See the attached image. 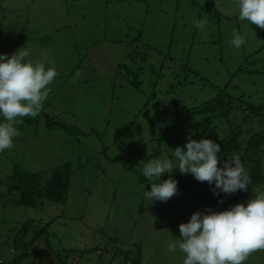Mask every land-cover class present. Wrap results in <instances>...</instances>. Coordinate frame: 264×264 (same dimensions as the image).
<instances>
[{"label": "rangeland", "instance_id": "374dc122", "mask_svg": "<svg viewBox=\"0 0 264 264\" xmlns=\"http://www.w3.org/2000/svg\"><path fill=\"white\" fill-rule=\"evenodd\" d=\"M214 9L227 17L239 14L238 7L228 0H0L1 13L21 11V14L0 16V54L11 56L26 46L33 61L45 54L55 63L61 61L63 64L57 67V82L68 76L71 65L60 57L62 51L57 42L64 37L61 31L73 38L74 32L86 49L96 38L99 49L91 51L92 61L110 64L112 60L107 57V50H112L108 42L112 35L117 39L121 37L120 41H129L142 30L143 42L157 50L165 49V44L170 42L173 58L182 62L188 60L189 64L192 60L207 82L204 86L192 75L166 95L159 94L156 102L165 105L175 98L182 106L184 103L189 107L209 99L216 93V84L221 86L224 79L234 77L240 64H246L251 70L244 78L262 79L254 89L257 95H264V73L259 70L264 66V53L259 52V47L264 46V30L249 26L240 31L231 24V30L225 31L228 29L226 19L220 29ZM196 20H204L205 26L197 28ZM83 21L86 26L81 31ZM231 21L233 23V19ZM234 33L245 38L238 49L231 43ZM152 52L147 62L157 58ZM121 53L117 52L119 56ZM125 57L124 54L122 58ZM171 68L169 63L161 71L169 77ZM95 69L94 95L104 97L100 99L108 104L104 109H90L85 103H56L55 111L62 112L60 118L71 126V131H65L62 137V133L53 130V140L42 144L38 143L40 137L34 141L30 137L34 127L27 128L23 133L28 146L25 142L21 147L23 140L14 138V147L0 153V177L9 172L13 163H20L29 171H47L64 162H70L73 167L64 202L42 200L35 206L0 204V260L3 262L13 254L10 227L27 219H33L34 224L49 222V245L43 241V248L57 251L96 247L91 253L73 256L72 264H182L185 258L178 247L169 253L168 246L182 239L179 224L190 221L196 204L184 198L181 203L186 210L180 211L177 206L172 211L164 202L147 200L145 192L151 191V187L139 182L137 171L142 172L144 167L140 169V158L152 155L151 144L145 141L149 136L147 132H152L154 126L139 131L136 127L142 126V122L128 124L133 120L130 115L138 113L144 97L129 86L114 90L115 66L108 70L98 66ZM145 72L142 81L146 92L150 88L149 81L156 86L157 93L171 83ZM121 79L117 83L124 81ZM81 85L71 82L66 87L72 91L82 90ZM152 112L153 107L149 106L148 113ZM38 132H42L41 127ZM172 132L178 142L162 157L176 161L174 149L184 147L189 141L184 139L182 131ZM138 150L141 155L135 153ZM51 259L46 250L43 261L32 259L29 264H53ZM246 264H264V251L251 255Z\"/></svg>", "mask_w": 264, "mask_h": 264}, {"label": "trees", "instance_id": "16d2710c", "mask_svg": "<svg viewBox=\"0 0 264 264\" xmlns=\"http://www.w3.org/2000/svg\"><path fill=\"white\" fill-rule=\"evenodd\" d=\"M228 3L235 4L238 7L237 0H228ZM5 13L21 14V11H4L0 12V16H5ZM214 13L219 18L217 26L220 29H222L223 20H228V29L225 31L231 30V24L240 31L241 29L245 30L249 26H255L247 21H240L239 14L235 17H227L218 9H214ZM85 23L86 21L81 23V31L85 28ZM66 28L67 31H72L71 28ZM57 30L60 31L61 29L58 28ZM61 34L64 37L57 42V46L62 51L60 53V57L62 56L61 60L71 64L67 71L69 74L66 78H60L56 82L59 76L57 67L63 64L58 59L59 62L55 63L58 75L50 86L51 91L43 103L42 110L37 117H24L15 125L20 133L15 139L21 138L23 140L20 143L21 147H24L26 142L24 141L25 133L23 131H26L27 128L34 127L30 137L33 139L32 141L40 137L38 143L42 142V144L48 140H53V130L62 133V137L65 131H71V126L60 118L62 112L55 111L57 108L56 103L63 102L66 105L85 103L90 109H104L108 105L103 100H100L104 97L94 95L95 90L93 89L96 85L95 67H103L108 70L115 66L114 90H116L115 87L129 86L144 97L143 104L137 109L138 113L130 115L133 120L128 124L142 122V126L136 127L138 130L150 125L154 126L152 132H147L149 136H146L145 141L151 144L152 155L149 154L147 158H140V169H142V165L150 162L148 161L150 158L163 159L162 155L169 151L173 144L178 142L176 134L172 132L178 130L179 133L182 131V136L187 141H189L188 137L191 136L192 139L197 141L211 139L219 143L221 145L219 155L222 158L220 167L233 153L238 154L251 177V184L248 186L247 192L243 190L235 194H224L221 192L217 196L212 190L215 185L198 182L192 174L182 175L177 168L171 175L165 174L162 176L160 181L163 182L169 178L178 181L179 194L170 199L172 201L164 202L172 208V211L176 210L177 206L180 207V211L186 210L183 207V203H181L184 198H189L195 202L196 205L193 206L194 212L204 213L206 209H211L213 212L226 211L236 204L244 203L246 205L250 199L255 198V195L261 192V186L264 192V95H257L254 89L263 81L262 79L244 78V74L249 75L251 73L246 64H240L236 68L235 76L229 80L224 79L221 82V86L216 84V93L211 98L189 107L184 103L182 106L175 98L164 105L155 101L159 94L166 95L169 90L174 89L176 84L186 81L192 75L202 85L205 86L207 83L206 79L200 76L195 69L196 67L192 60L189 64L188 60L182 62L173 58L170 54V42L165 44V49L157 50L153 49L150 43L142 41V30H138L129 41H120L121 37L117 39L112 35L108 40V42H111L109 47H112V50H107V57H110L112 61H110V64H94L91 51L99 49L96 47V38H93L90 43L91 46L86 49L80 45L82 39L77 40L75 38L74 32V38L66 36L62 31ZM82 48L84 49L82 50ZM120 51L122 53L119 56L117 52L119 53ZM150 52L154 53L157 58L147 62ZM259 52L264 53L263 45L259 47ZM124 54L126 57L123 59ZM66 56L69 57V60L65 59ZM169 63L172 64V68L169 70L170 76L167 77L161 70ZM46 67L49 66L46 65ZM259 70L264 73V66L259 67ZM77 71L81 72L80 78L75 77ZM145 71L161 77L162 80L159 78L160 81L171 80L170 85L157 93L154 91L156 86L149 81L150 88L146 92L143 89L142 81L146 74ZM119 77L124 81L117 83L118 79H120ZM233 80L237 82L232 83ZM71 82L73 84L81 83L82 90H68L66 85ZM87 85L91 86L88 88ZM149 106L153 107V112L150 114L148 113ZM0 122H4L2 116H0ZM40 127L42 132H38ZM26 144L28 146L27 142ZM143 145L140 146V149ZM140 151L138 150L135 153L141 155ZM164 158L172 160L171 157ZM173 164L174 167L177 166L178 161H173ZM129 168L131 169L130 166ZM141 171H137L139 182L151 187L153 181L147 180L143 176V170ZM72 172L73 167L70 162L58 164L47 171H29L20 163H13L9 172L0 177V204L6 206H35L38 201L42 200L62 203L67 198ZM189 199H186L187 202H189ZM123 209H126V207ZM175 215L169 214V216ZM183 215L186 214L184 213ZM33 221V219H27L10 227V244L13 254L8 256L5 262L0 260L2 262L0 264H29L32 259L43 261L46 250L50 252L52 256L50 261L53 264H72L74 262L73 256L91 253L92 250H96V247L88 249L61 248L57 251L43 248L41 242L44 241L46 245H49V222L46 224H34ZM4 259H6L5 256Z\"/></svg>", "mask_w": 264, "mask_h": 264}, {"label": "clouds", "instance_id": "9594fccd", "mask_svg": "<svg viewBox=\"0 0 264 264\" xmlns=\"http://www.w3.org/2000/svg\"><path fill=\"white\" fill-rule=\"evenodd\" d=\"M237 2L239 20L264 30V0ZM194 23L197 28L205 26L204 20ZM231 43L238 49L245 38L234 33ZM57 75L54 60L45 54L33 61L26 46L11 56L0 54V116L4 121L0 122V153L13 148L14 138L20 134L15 126L18 121L38 116ZM80 76L77 71L75 77ZM188 140L173 151L177 166L168 158L152 159L144 165L143 176L153 181L151 191L145 192L147 200L167 202L179 194L177 180L160 182L162 176L171 175L177 168L182 175L192 174L198 182L215 185L212 190L217 196L221 192L248 191L251 177L238 154L233 153L220 167L219 143L197 141L191 136ZM179 230L182 239L171 243L168 251L173 253L178 247L185 255L182 264H246L251 255L264 251V192L257 193L246 205L236 204L226 211L195 212L189 222L179 225Z\"/></svg>", "mask_w": 264, "mask_h": 264}]
</instances>
